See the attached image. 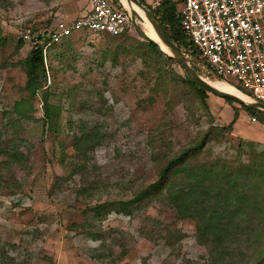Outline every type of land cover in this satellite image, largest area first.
I'll return each mask as SVG.
<instances>
[{"label": "rangeland", "instance_id": "1", "mask_svg": "<svg viewBox=\"0 0 264 264\" xmlns=\"http://www.w3.org/2000/svg\"><path fill=\"white\" fill-rule=\"evenodd\" d=\"M5 1L0 7V264H214V247L198 237L195 221L178 219L168 199L158 194L135 202L159 180L168 161L208 132L213 135L189 170L220 174L228 167L234 173L264 154V127L242 111L236 130L223 131L233 120L232 106L210 95L207 110L188 97L187 89L174 85L175 74L185 76L175 65L164 67L167 82H160L157 67L140 48L147 40L137 30L144 24L139 15L131 34L116 44L81 32L49 50L48 82L33 100L30 118L20 119L14 106L30 98L23 63L31 40L63 18L59 10L70 15L74 4ZM145 1L155 13L163 0ZM89 2L76 6L87 11ZM74 12L66 18L81 17ZM124 44L126 49L118 50ZM202 77L223 81L205 70ZM48 104L61 108L58 133L43 125ZM82 131L96 136L93 150L75 149V134ZM11 148L19 149L25 165L8 162ZM189 182L190 173L178 175L169 188ZM122 208L130 213L117 211ZM232 250L238 261L252 260L246 244Z\"/></svg>", "mask_w": 264, "mask_h": 264}, {"label": "trees", "instance_id": "2", "mask_svg": "<svg viewBox=\"0 0 264 264\" xmlns=\"http://www.w3.org/2000/svg\"><path fill=\"white\" fill-rule=\"evenodd\" d=\"M139 1L146 6L145 0ZM5 2L3 0V3H0V7H5ZM114 2L119 3L116 0ZM179 4L174 0H163L159 10L155 14L160 17L169 38L189 59L194 70L199 75L204 76L199 53L189 41V38L177 19ZM51 30L34 36L31 40L34 46L23 63L27 75L25 89L30 98L21 100L14 106V114L20 119L30 118L29 111L30 113L35 111L33 100L48 82L49 69L46 61L48 54L46 53L45 46L50 41ZM130 34L125 33L118 37L109 34H99V36L108 37L114 40L116 44L117 41L126 38ZM65 41H68V39H65L63 42ZM24 42L23 39L19 41V49L24 47ZM57 45L59 44L53 45V47ZM53 47L47 49V51ZM126 47V44H124L118 50L126 49ZM140 48L148 56L150 64L157 67L156 72L159 74L158 78H160V82H167L165 75L168 72L164 69L166 65L171 68L175 65L181 69L173 59L163 54L155 44L145 41ZM206 72L225 81L211 70ZM231 80L233 81H231L232 83L226 82L251 96L249 93L243 91L233 79ZM174 83L176 87L181 86L187 89L189 92L188 97L197 100L202 107L209 110L208 100L210 94L196 87L183 75L178 76L175 74ZM224 101L232 106L234 113L231 124L228 127L221 128L223 131L232 133L236 130V124L241 117L240 114L242 111L250 116V121L257 122L261 127H264V112L249 109L244 105L228 99H224ZM61 113V108L48 104L45 112L46 116L42 120L44 127L52 132L58 133L61 123ZM210 134L213 135V132H208L195 144L185 148L168 161L160 173L159 180L142 192L135 203H138V201H141L145 197H149V195L159 194L160 197L168 199L178 219H191L195 221L198 237L209 247H214L211 252L214 264H264V154L252 158L246 164L242 163L241 167L236 169L234 173H229L228 167H224L220 174H217L214 169L189 170L192 161L206 148L210 141ZM95 137V135L88 132L85 133L84 131L81 134H75V149L77 151L83 150L84 152H86V148L93 150L92 145ZM245 143L248 147H254L253 142ZM5 155L9 158L8 162L11 163L25 165L27 162V159L17 148H11ZM225 168L227 169L225 170ZM189 173L191 182L187 186L179 190L169 188L173 179L178 175H189ZM165 191L166 196H161ZM115 205L127 208L124 203H116ZM124 208L118 209L117 211L129 214L130 211ZM245 228L250 232L245 230ZM241 235H243V238L239 240V236ZM242 243L246 244L250 252L252 251V260L245 261L243 259L238 261L237 255L232 249Z\"/></svg>", "mask_w": 264, "mask_h": 264}, {"label": "built area", "instance_id": "3", "mask_svg": "<svg viewBox=\"0 0 264 264\" xmlns=\"http://www.w3.org/2000/svg\"><path fill=\"white\" fill-rule=\"evenodd\" d=\"M91 11L75 21L59 22L45 50L81 32L131 33L133 22L122 4L90 0ZM177 19L204 67L230 78L264 104V0H181ZM30 35H25L29 39Z\"/></svg>", "mask_w": 264, "mask_h": 264}, {"label": "water", "instance_id": "4", "mask_svg": "<svg viewBox=\"0 0 264 264\" xmlns=\"http://www.w3.org/2000/svg\"><path fill=\"white\" fill-rule=\"evenodd\" d=\"M126 2L128 4V7H126L124 4L123 5L127 13L130 15L133 25L138 24L137 15L140 16L138 12V10H140L141 12H143L150 24L153 26L154 31L158 37V42L149 38L146 33L142 30V28L138 26L137 30L139 31L140 35L148 42L155 44L159 48V50L167 57L173 59L181 67L185 77L196 87L210 95L234 101L236 103L248 107L249 109L264 112V104L256 100L255 98L247 95L246 93L239 90L249 98V101H245L232 93L220 90L210 84L204 77L199 75L194 70L189 59L183 54L179 47L169 38L161 19L153 11L144 6L139 0H126Z\"/></svg>", "mask_w": 264, "mask_h": 264}, {"label": "bare ground", "instance_id": "5", "mask_svg": "<svg viewBox=\"0 0 264 264\" xmlns=\"http://www.w3.org/2000/svg\"><path fill=\"white\" fill-rule=\"evenodd\" d=\"M121 1L126 7H128L126 0H121ZM134 9H136V8H134ZM138 12L144 21V24H141L142 30L146 33V35L149 38L158 42V37L154 31L153 26L150 24V22L148 21L146 16L143 14V12H141L140 10H138ZM206 80L210 84H212L213 86H215L216 88H218L220 90L232 93V94L242 98L245 101H249V98L246 95H244L242 92H240L238 89H236L234 86L230 85L229 83L222 82V81H214V80H210V79H206Z\"/></svg>", "mask_w": 264, "mask_h": 264}, {"label": "crops", "instance_id": "6", "mask_svg": "<svg viewBox=\"0 0 264 264\" xmlns=\"http://www.w3.org/2000/svg\"><path fill=\"white\" fill-rule=\"evenodd\" d=\"M90 1V0H89ZM80 2V0H70V4H74L73 5V8H71V10L73 9V11L74 10H76V12H74L75 14H82L81 15V17L79 16L78 18H83V17H85V16H87L89 13H90V11H91V1L89 2V9L87 10V11H83V9H82V6H80V5H78V6H76V3H79ZM179 5H181V3L179 4ZM72 11V12H73ZM70 13V15H64L66 12L63 10V11H61V10H59L58 12H57V16H62L63 18H58L59 20H57V21H55L54 22V24H52V26L51 27H54V26H56L57 25V23L58 22H68V23H71V22H73V21H75L76 19H78V18H75V19H69V18H66V17H70V16H73V13ZM65 16V17H64ZM76 35V34H75ZM73 37V36H72ZM72 37H70V38H72ZM70 38H68V40L70 39ZM64 41V40H63ZM48 51H46V53H47ZM202 65H203V63H202ZM201 68L203 69V70H205V71H209V69H207L206 67H204V66H201Z\"/></svg>", "mask_w": 264, "mask_h": 264}]
</instances>
